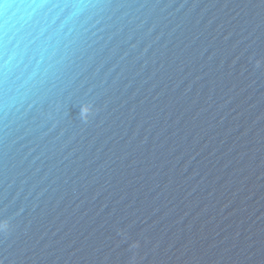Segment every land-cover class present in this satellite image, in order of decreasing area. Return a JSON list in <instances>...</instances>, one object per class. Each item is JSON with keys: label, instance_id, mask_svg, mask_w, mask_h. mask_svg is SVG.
<instances>
[{"label": "water", "instance_id": "95a60500", "mask_svg": "<svg viewBox=\"0 0 264 264\" xmlns=\"http://www.w3.org/2000/svg\"><path fill=\"white\" fill-rule=\"evenodd\" d=\"M0 264H264V0H0Z\"/></svg>", "mask_w": 264, "mask_h": 264}]
</instances>
